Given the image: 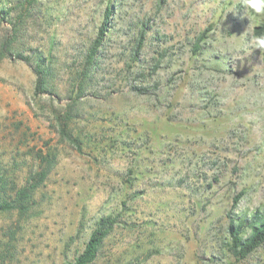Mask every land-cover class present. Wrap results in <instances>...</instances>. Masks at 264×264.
Returning <instances> with one entry per match:
<instances>
[{
  "label": "rangeland",
  "instance_id": "1",
  "mask_svg": "<svg viewBox=\"0 0 264 264\" xmlns=\"http://www.w3.org/2000/svg\"><path fill=\"white\" fill-rule=\"evenodd\" d=\"M246 15L241 0H0V174L18 187L55 160L26 213L0 212V264H68L103 214L118 222L91 264H264V243L226 245L264 210L263 19ZM37 58L50 93L33 94Z\"/></svg>",
  "mask_w": 264,
  "mask_h": 264
},
{
  "label": "trees",
  "instance_id": "2",
  "mask_svg": "<svg viewBox=\"0 0 264 264\" xmlns=\"http://www.w3.org/2000/svg\"><path fill=\"white\" fill-rule=\"evenodd\" d=\"M103 31L104 29L101 28L89 48V53L86 57V62L88 64L93 61L97 47L101 43ZM252 35L255 38L259 35H264V19L260 23L254 25ZM262 56L264 59V50H262ZM45 61L44 58H37V61L32 67V71L35 75L33 85L34 95L50 93L48 82L50 65L49 63H45ZM47 61L50 62L49 59ZM77 96H79V94H77ZM62 132L65 133V129L62 128ZM54 163V156L50 158L42 156L35 172L30 175V178L26 179L24 184L18 187L15 183H10L8 176L0 174V212L17 210L20 214L26 213L32 202L35 189L46 178ZM117 222L118 218L114 215L103 214L99 216L95 220L94 226L81 250L73 256L68 264H91L96 259L104 239L108 236ZM243 223H237L235 226L230 224L229 226L231 236L230 241H228L226 245L231 254L237 258L246 257L250 252L264 243V210L263 212L256 210L251 216L250 221L247 223V233H244Z\"/></svg>",
  "mask_w": 264,
  "mask_h": 264
},
{
  "label": "clouds",
  "instance_id": "3",
  "mask_svg": "<svg viewBox=\"0 0 264 264\" xmlns=\"http://www.w3.org/2000/svg\"><path fill=\"white\" fill-rule=\"evenodd\" d=\"M243 8L247 12V17L253 21L264 19V0H241ZM253 48L264 50V35L255 38L252 44Z\"/></svg>",
  "mask_w": 264,
  "mask_h": 264
}]
</instances>
